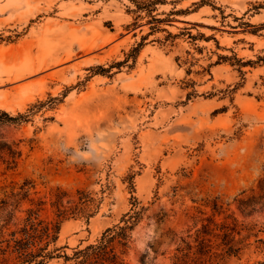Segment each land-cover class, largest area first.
<instances>
[{"label": "rangeland", "instance_id": "1", "mask_svg": "<svg viewBox=\"0 0 264 264\" xmlns=\"http://www.w3.org/2000/svg\"><path fill=\"white\" fill-rule=\"evenodd\" d=\"M55 195L45 264H264V0H0V248Z\"/></svg>", "mask_w": 264, "mask_h": 264}, {"label": "trees", "instance_id": "2", "mask_svg": "<svg viewBox=\"0 0 264 264\" xmlns=\"http://www.w3.org/2000/svg\"><path fill=\"white\" fill-rule=\"evenodd\" d=\"M14 121V118H9ZM53 206L56 208L55 219L46 221L39 218V210H28L23 225L10 233L4 248H0L2 262L13 264H45L53 258L54 250L49 247L57 241L61 223L66 219L69 209L62 205L61 197L55 195ZM42 205V204H41ZM136 204H134L135 206ZM140 213L135 211L126 219H121L123 225L107 229L95 244L77 250L73 256H64L69 264H125L124 255L128 249L130 232L140 219ZM126 217V216H125ZM235 249L229 247L224 251L226 256L234 255ZM222 260V259H221ZM174 264H218L212 258L210 251L189 248L180 251L175 256Z\"/></svg>", "mask_w": 264, "mask_h": 264}]
</instances>
